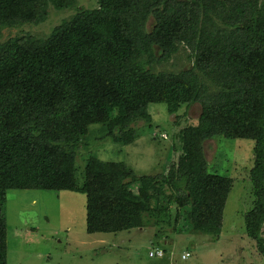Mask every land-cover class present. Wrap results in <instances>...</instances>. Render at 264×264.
<instances>
[{"label": "trees", "instance_id": "1", "mask_svg": "<svg viewBox=\"0 0 264 264\" xmlns=\"http://www.w3.org/2000/svg\"><path fill=\"white\" fill-rule=\"evenodd\" d=\"M77 3L0 0V37L5 28L45 23L51 6ZM97 3L48 39L24 34L0 43V190L83 194L92 235L141 228L171 204L187 220L178 229L219 235L233 183L209 172L202 145L253 140L257 201L247 234L264 258V1ZM181 52L187 67L157 72ZM194 104L202 107L198 125L175 138L177 161L166 175L138 177L121 163L93 158L81 186L75 161L91 126H108L116 142L130 145L132 125L150 106L172 115ZM105 189L114 195L109 212L101 207ZM7 237L0 227V264H8Z\"/></svg>", "mask_w": 264, "mask_h": 264}, {"label": "rangeland", "instance_id": "2", "mask_svg": "<svg viewBox=\"0 0 264 264\" xmlns=\"http://www.w3.org/2000/svg\"><path fill=\"white\" fill-rule=\"evenodd\" d=\"M96 8L97 0H78L75 8L62 11L51 6L45 23L5 28L0 43L24 34L48 39L77 10ZM152 23H148V31ZM187 66L181 52L177 59L156 69L178 71ZM201 113L199 104L172 115L164 105L150 106L132 125L130 145L116 142L108 126H91L75 161L79 183L83 186L84 171L93 158L121 163L138 177L166 175L177 161L180 142L175 138L188 127H196ZM202 147L209 172L233 183L220 236L195 231L191 226L178 229L186 223L174 204L141 228L92 235L87 233V198L83 194L0 190V227L7 229L8 264H263L256 242L247 234L246 221L257 201L251 181L255 141L219 138L205 141ZM113 196L105 189L101 207L106 212L113 206ZM261 235L264 238V225ZM185 254L190 258L183 260Z\"/></svg>", "mask_w": 264, "mask_h": 264}, {"label": "clouds", "instance_id": "3", "mask_svg": "<svg viewBox=\"0 0 264 264\" xmlns=\"http://www.w3.org/2000/svg\"><path fill=\"white\" fill-rule=\"evenodd\" d=\"M162 253V252H161ZM188 255V256H187ZM190 254H185L184 256H183V260H187L188 258H190Z\"/></svg>", "mask_w": 264, "mask_h": 264}, {"label": "built area", "instance_id": "4", "mask_svg": "<svg viewBox=\"0 0 264 264\" xmlns=\"http://www.w3.org/2000/svg\"><path fill=\"white\" fill-rule=\"evenodd\" d=\"M160 254H162V253H160ZM155 254L153 253V256H154ZM188 256V255H187Z\"/></svg>", "mask_w": 264, "mask_h": 264}]
</instances>
